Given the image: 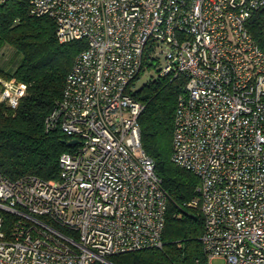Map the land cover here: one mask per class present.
Returning <instances> with one entry per match:
<instances>
[{
	"label": "built area",
	"instance_id": "1",
	"mask_svg": "<svg viewBox=\"0 0 264 264\" xmlns=\"http://www.w3.org/2000/svg\"><path fill=\"white\" fill-rule=\"evenodd\" d=\"M26 1L54 21L59 42L85 40L44 119L76 142L57 179L0 170V264H111L162 245L167 196L131 93L156 50L159 75L185 77L171 160L198 179L190 203L208 258L264 264V49L247 27L264 0ZM24 92L0 77V101L15 107Z\"/></svg>",
	"mask_w": 264,
	"mask_h": 264
},
{
	"label": "trees",
	"instance_id": "2",
	"mask_svg": "<svg viewBox=\"0 0 264 264\" xmlns=\"http://www.w3.org/2000/svg\"><path fill=\"white\" fill-rule=\"evenodd\" d=\"M247 27L264 49V7L254 11ZM84 46V39L59 42L54 21L31 14L26 0L0 3V77L25 84L15 107L0 101V170L7 176L58 178V157L72 147L59 128L45 130L44 119ZM184 83V76L158 74L131 92L144 105L138 117L141 145L167 196L165 223L160 247L110 255L111 264H209L201 241L204 218L190 203L198 196V179L171 160L175 102Z\"/></svg>",
	"mask_w": 264,
	"mask_h": 264
},
{
	"label": "rangeland",
	"instance_id": "3",
	"mask_svg": "<svg viewBox=\"0 0 264 264\" xmlns=\"http://www.w3.org/2000/svg\"><path fill=\"white\" fill-rule=\"evenodd\" d=\"M155 55L157 58L140 71L138 78L134 81L133 89H138L149 78H154L158 75L159 68L165 64L164 52L156 50ZM213 258L210 259V264H221L222 260L220 258Z\"/></svg>",
	"mask_w": 264,
	"mask_h": 264
},
{
	"label": "water",
	"instance_id": "4",
	"mask_svg": "<svg viewBox=\"0 0 264 264\" xmlns=\"http://www.w3.org/2000/svg\"><path fill=\"white\" fill-rule=\"evenodd\" d=\"M76 141L75 140H70V141H67V144L68 145H72L73 143H75Z\"/></svg>",
	"mask_w": 264,
	"mask_h": 264
},
{
	"label": "bare ground",
	"instance_id": "5",
	"mask_svg": "<svg viewBox=\"0 0 264 264\" xmlns=\"http://www.w3.org/2000/svg\"><path fill=\"white\" fill-rule=\"evenodd\" d=\"M213 260H214V258H213Z\"/></svg>",
	"mask_w": 264,
	"mask_h": 264
},
{
	"label": "crops",
	"instance_id": "6",
	"mask_svg": "<svg viewBox=\"0 0 264 264\" xmlns=\"http://www.w3.org/2000/svg\"><path fill=\"white\" fill-rule=\"evenodd\" d=\"M209 261H210V259H209Z\"/></svg>",
	"mask_w": 264,
	"mask_h": 264
}]
</instances>
